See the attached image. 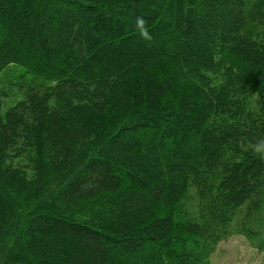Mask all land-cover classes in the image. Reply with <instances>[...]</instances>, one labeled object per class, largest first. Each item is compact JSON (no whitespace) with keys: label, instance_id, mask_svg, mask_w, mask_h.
<instances>
[{"label":"trees","instance_id":"1","mask_svg":"<svg viewBox=\"0 0 264 264\" xmlns=\"http://www.w3.org/2000/svg\"><path fill=\"white\" fill-rule=\"evenodd\" d=\"M262 140L264 0H0V264L264 252Z\"/></svg>","mask_w":264,"mask_h":264},{"label":"rangeland","instance_id":"2","mask_svg":"<svg viewBox=\"0 0 264 264\" xmlns=\"http://www.w3.org/2000/svg\"><path fill=\"white\" fill-rule=\"evenodd\" d=\"M19 71L16 66H9L1 76L8 75L13 79V76ZM11 92L12 95L4 101L2 112L21 99V93L17 91L16 87H13ZM201 264H264V252L250 247L243 237L232 236L221 242L215 252Z\"/></svg>","mask_w":264,"mask_h":264},{"label":"clouds","instance_id":"3","mask_svg":"<svg viewBox=\"0 0 264 264\" xmlns=\"http://www.w3.org/2000/svg\"><path fill=\"white\" fill-rule=\"evenodd\" d=\"M143 23V21H140ZM145 36H147V33H144ZM264 149V140H262L258 145H257V150Z\"/></svg>","mask_w":264,"mask_h":264}]
</instances>
